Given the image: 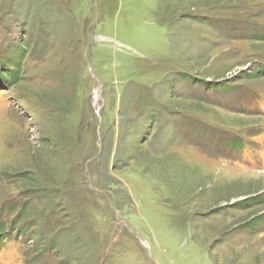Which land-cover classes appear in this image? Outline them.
Listing matches in <instances>:
<instances>
[{"label":"rangeland","instance_id":"1","mask_svg":"<svg viewBox=\"0 0 264 264\" xmlns=\"http://www.w3.org/2000/svg\"><path fill=\"white\" fill-rule=\"evenodd\" d=\"M21 40L0 264H264V204L238 208L264 198V75L243 79L264 74V0H0V57Z\"/></svg>","mask_w":264,"mask_h":264},{"label":"trees","instance_id":"2","mask_svg":"<svg viewBox=\"0 0 264 264\" xmlns=\"http://www.w3.org/2000/svg\"><path fill=\"white\" fill-rule=\"evenodd\" d=\"M191 17L192 16H188V17H185V18L189 19ZM207 22L208 23L210 22L211 23L210 26L214 27V25H215L214 22L208 21V20H207ZM21 43L22 44L20 45V48L12 49V52L10 53V55L0 57V86H5V88H9L10 89V88H13L18 83V80H19L18 76L20 75L19 70L21 69V64H22V59H23V55H22L21 52H23V49L25 50V48L27 47V45L23 44V40H21ZM14 48H17V47L14 46ZM260 72H262V71L252 72L249 75L244 76L243 79L247 80V81L254 80L253 78L258 77L259 75H264L263 73H260ZM181 81L185 82V83L190 82V84H192L193 86L203 89L204 94H207V93H218V94H222V95L226 96V93H229L234 88V87H230L228 82H226V83H217V82H213V81L206 82V81L191 77V75L189 76V75H186V74L184 76H182ZM236 82H237V79L235 80V83ZM144 94L148 96L147 93H144ZM248 99H252V97L250 95H246V96H244L242 98L243 101L244 100H248ZM157 101L154 99L153 100V106L152 107H151V105L148 106L150 108V110L152 108L153 109L154 108H161L160 107L161 104H159ZM146 102H148V100ZM146 108H147V106L145 107V110H146ZM147 111H149V110H147ZM150 112H151L150 115H152L153 111H150ZM168 114L170 116L172 115L171 112H169ZM165 126H166V124H165ZM194 133H199V132L197 130H195V131L192 132V134H194ZM227 144H229V143H227ZM230 146H231V148H230L231 150H234L236 152L237 151L238 152H244L243 150H244V148H246L247 144H244V142H243V140L241 138H237V139L233 140L230 143ZM44 192H46V191H44ZM51 193H53V192H51ZM30 198H31V196H30ZM263 204H264V198H262V197H258V198L251 197V198H247V200H245L243 203L239 204L238 208H240V209H248V210L252 209V211H253L254 208H257L258 206H263ZM23 207L24 208L26 207L25 203L22 204V208ZM24 208L17 211L16 217L21 215V213L24 211ZM257 214H256V216H254V220H255L254 222L255 223L253 222L254 224H251V223L249 224L250 228L252 226H253V228L254 227L259 228V227L264 225V220L262 219V216L261 217H257ZM10 226H11V224H10ZM14 226H18V224L15 222ZM53 228H54V230L55 229H59V224H55L53 226ZM3 237H4V234H2L1 231H0V242L2 240H4ZM46 244H49V247H52V249H56V247H57L55 242L46 243ZM53 247H55V248H53ZM65 263H66V261H64V264Z\"/></svg>","mask_w":264,"mask_h":264},{"label":"water","instance_id":"3","mask_svg":"<svg viewBox=\"0 0 264 264\" xmlns=\"http://www.w3.org/2000/svg\"><path fill=\"white\" fill-rule=\"evenodd\" d=\"M89 71H91V68H90V66H89ZM99 83V82H98ZM99 85H100V83H99ZM145 246H147V244L145 243V242H142Z\"/></svg>","mask_w":264,"mask_h":264}]
</instances>
